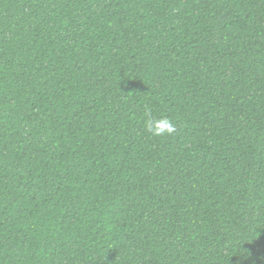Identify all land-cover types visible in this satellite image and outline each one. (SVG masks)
Listing matches in <instances>:
<instances>
[{"label": "trees", "instance_id": "1", "mask_svg": "<svg viewBox=\"0 0 264 264\" xmlns=\"http://www.w3.org/2000/svg\"><path fill=\"white\" fill-rule=\"evenodd\" d=\"M0 264H264V0H0Z\"/></svg>", "mask_w": 264, "mask_h": 264}, {"label": "clouds", "instance_id": "2", "mask_svg": "<svg viewBox=\"0 0 264 264\" xmlns=\"http://www.w3.org/2000/svg\"><path fill=\"white\" fill-rule=\"evenodd\" d=\"M145 127L150 130L153 136L171 135L175 132V125L168 118L154 119L145 121Z\"/></svg>", "mask_w": 264, "mask_h": 264}]
</instances>
